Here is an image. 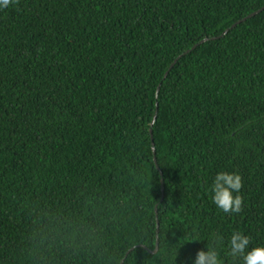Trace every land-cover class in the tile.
<instances>
[{"label": "trees", "instance_id": "obj_1", "mask_svg": "<svg viewBox=\"0 0 264 264\" xmlns=\"http://www.w3.org/2000/svg\"><path fill=\"white\" fill-rule=\"evenodd\" d=\"M263 7L0 8V264H194L212 241L239 264L234 231L264 246ZM220 171L243 178L239 213L212 202Z\"/></svg>", "mask_w": 264, "mask_h": 264}, {"label": "clouds", "instance_id": "obj_2", "mask_svg": "<svg viewBox=\"0 0 264 264\" xmlns=\"http://www.w3.org/2000/svg\"><path fill=\"white\" fill-rule=\"evenodd\" d=\"M18 2L19 0H0V8ZM242 187L243 178L239 172L220 171L211 186L212 202L224 213H239L244 205V198L239 194ZM250 243L249 236L234 231L225 255L234 261L239 260V264H264V246L250 247ZM194 264H222L215 241L207 244V251L197 252Z\"/></svg>", "mask_w": 264, "mask_h": 264}, {"label": "water", "instance_id": "obj_3", "mask_svg": "<svg viewBox=\"0 0 264 264\" xmlns=\"http://www.w3.org/2000/svg\"><path fill=\"white\" fill-rule=\"evenodd\" d=\"M263 9H264V7L261 8L260 10H257L256 12L250 14L248 17H251V16H254V15L258 14V13L261 12ZM234 26H235V24H234ZM227 31H228V30H226L225 33H226ZM166 75H167V74H166ZM155 119H156V116H155ZM153 150H154V153H155V148H153ZM155 161H156V157H155ZM156 162H157V161H156ZM162 190H163V188H162ZM156 213H157V209H156ZM157 227H158V228H157V233H159V222H158V226H157ZM158 245H159V241L157 240V248H158ZM156 251H157V249H155V251H153V253L156 252Z\"/></svg>", "mask_w": 264, "mask_h": 264}]
</instances>
